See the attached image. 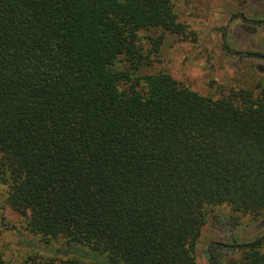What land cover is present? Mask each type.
Returning <instances> with one entry per match:
<instances>
[{
  "label": "trees",
  "instance_id": "obj_1",
  "mask_svg": "<svg viewBox=\"0 0 264 264\" xmlns=\"http://www.w3.org/2000/svg\"><path fill=\"white\" fill-rule=\"evenodd\" d=\"M175 1L0 0V184L39 238L24 244L66 256L18 264H195L213 207L264 213V86L212 97L135 75L140 31H160L154 51L185 35ZM263 245L212 242L207 256L264 264Z\"/></svg>",
  "mask_w": 264,
  "mask_h": 264
},
{
  "label": "rangeland",
  "instance_id": "obj_2",
  "mask_svg": "<svg viewBox=\"0 0 264 264\" xmlns=\"http://www.w3.org/2000/svg\"><path fill=\"white\" fill-rule=\"evenodd\" d=\"M174 11L186 26L185 35L165 33L154 51L150 38H158L160 31H140L143 64L135 75L166 72L193 91L212 97L219 96V85L254 93L264 86V0H176ZM130 66L125 59L116 64L122 70ZM6 192L7 187L0 184V253L5 262L18 264L33 257L64 260L66 256L57 253L63 247L59 242L49 251L24 244H38L39 238L26 230L25 218L8 207ZM213 215L224 216L233 224L231 229L218 227ZM263 234L264 213L243 214L227 205L215 206L201 227L195 264H210L207 251L212 242L241 244ZM224 253L223 264H237L242 257L238 250Z\"/></svg>",
  "mask_w": 264,
  "mask_h": 264
}]
</instances>
